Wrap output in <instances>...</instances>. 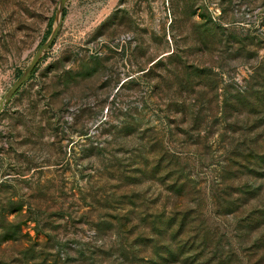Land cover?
I'll return each mask as SVG.
<instances>
[{
  "label": "rangeland",
  "instance_id": "obj_1",
  "mask_svg": "<svg viewBox=\"0 0 264 264\" xmlns=\"http://www.w3.org/2000/svg\"><path fill=\"white\" fill-rule=\"evenodd\" d=\"M57 0H0V97ZM0 264H264V0H66L0 110Z\"/></svg>",
  "mask_w": 264,
  "mask_h": 264
},
{
  "label": "water",
  "instance_id": "obj_2",
  "mask_svg": "<svg viewBox=\"0 0 264 264\" xmlns=\"http://www.w3.org/2000/svg\"><path fill=\"white\" fill-rule=\"evenodd\" d=\"M66 0H57L55 9L53 12V22L51 29L45 39L39 44V46L34 51L33 55L27 62L26 66L20 72L19 76L15 81L3 92L0 97V110L7 103L11 95L18 89V87L27 79L31 70L36 65L40 56L46 51V49L51 45L53 39L55 38L58 29L60 27L63 18V8Z\"/></svg>",
  "mask_w": 264,
  "mask_h": 264
},
{
  "label": "trees",
  "instance_id": "obj_3",
  "mask_svg": "<svg viewBox=\"0 0 264 264\" xmlns=\"http://www.w3.org/2000/svg\"><path fill=\"white\" fill-rule=\"evenodd\" d=\"M63 14H64V8H63ZM34 68V67H33ZM32 71V70H31Z\"/></svg>",
  "mask_w": 264,
  "mask_h": 264
}]
</instances>
